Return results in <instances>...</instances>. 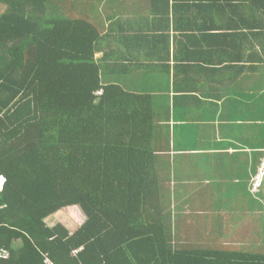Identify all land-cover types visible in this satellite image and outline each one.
<instances>
[{
    "label": "trees",
    "instance_id": "trees-1",
    "mask_svg": "<svg viewBox=\"0 0 264 264\" xmlns=\"http://www.w3.org/2000/svg\"><path fill=\"white\" fill-rule=\"evenodd\" d=\"M126 1L0 0V264H264V214L218 236L189 183L192 227L175 215L166 102L134 84L135 53L113 34ZM172 1L173 19L158 7L147 19H167L175 47L191 41L197 61L201 47H223L217 61L236 62L259 47L264 62V0ZM71 206L84 213L74 231L49 224Z\"/></svg>",
    "mask_w": 264,
    "mask_h": 264
},
{
    "label": "crops",
    "instance_id": "crops-1",
    "mask_svg": "<svg viewBox=\"0 0 264 264\" xmlns=\"http://www.w3.org/2000/svg\"><path fill=\"white\" fill-rule=\"evenodd\" d=\"M172 6V0H127L125 10L131 15L117 14L121 24L113 34L121 37V48L130 47L135 53L131 58H136V64L130 65L131 76L137 77L134 84L166 102L162 114L170 118V181L178 199L175 215L181 213L176 218L180 217L183 226L192 227L190 213L194 211L191 207H195L181 189L189 183L195 184L190 190L197 189L201 196L202 206H197L202 213L199 221L220 236V228L240 229V220L252 221L264 214V209L254 203L256 194L252 191L253 179L264 157V107H260L264 105L260 103L264 101V80L259 82L261 71L254 69L259 68L258 64L264 69V62L258 61L259 47L247 51L246 56L253 52L255 59L245 56L242 62L224 61V58L217 61L223 47H201V60L197 61L192 57L191 41H185L187 47H175L174 31L167 30L170 26L167 19L157 14L147 19L151 9L157 7L165 13L170 11L164 17L173 19ZM0 9L3 11L6 6L0 5ZM107 19L111 21V17ZM163 29L164 33L170 32V47L160 41ZM177 53L180 59L185 57V62L177 61ZM240 54L238 47L235 48L233 60L239 61ZM259 55V59L264 57L261 51ZM239 66L246 69L241 72ZM0 180L2 187L5 179L0 177ZM174 183L176 187L179 185L178 190ZM180 207L185 209L184 217ZM212 232L208 241L215 242Z\"/></svg>",
    "mask_w": 264,
    "mask_h": 264
},
{
    "label": "rangeland",
    "instance_id": "rangeland-1",
    "mask_svg": "<svg viewBox=\"0 0 264 264\" xmlns=\"http://www.w3.org/2000/svg\"><path fill=\"white\" fill-rule=\"evenodd\" d=\"M0 185H2V180H0ZM252 191L253 193H256V191L253 188H252ZM83 216H84V213L79 206H71V207H66L65 209L61 210L59 213L52 216L51 218L50 217L47 218V221L52 225L57 224L59 221H63V223L66 224L67 227L71 231H74L77 228V225L79 223L78 221L82 220ZM186 233H190L188 229H186V232H185V235L187 236ZM258 246L259 245H257V247Z\"/></svg>",
    "mask_w": 264,
    "mask_h": 264
},
{
    "label": "built area",
    "instance_id": "built-area-1",
    "mask_svg": "<svg viewBox=\"0 0 264 264\" xmlns=\"http://www.w3.org/2000/svg\"><path fill=\"white\" fill-rule=\"evenodd\" d=\"M263 187H264V157L258 169L257 175L253 179V184H252V188L256 191V193L261 191ZM2 251L5 255H9V251L8 252L4 251L0 247V253H2ZM46 261L49 262L48 260Z\"/></svg>",
    "mask_w": 264,
    "mask_h": 264
}]
</instances>
